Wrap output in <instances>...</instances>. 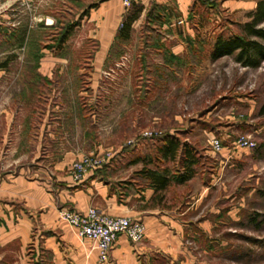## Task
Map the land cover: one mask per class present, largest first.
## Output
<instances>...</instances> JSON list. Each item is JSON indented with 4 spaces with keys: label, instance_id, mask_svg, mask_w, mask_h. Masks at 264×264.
Wrapping results in <instances>:
<instances>
[{
    "label": "rangeland",
    "instance_id": "1",
    "mask_svg": "<svg viewBox=\"0 0 264 264\" xmlns=\"http://www.w3.org/2000/svg\"><path fill=\"white\" fill-rule=\"evenodd\" d=\"M87 2L0 0V190L42 185L50 163L75 147L106 159L130 152L125 162L143 156L155 167L153 136L179 131L201 157L192 178L168 187L175 213L159 236L176 249L160 263L264 264V59L252 67L211 58L216 35L239 32L247 12L199 0L195 45L152 30L145 14L129 38L102 44L81 19ZM166 165L177 166L157 167Z\"/></svg>",
    "mask_w": 264,
    "mask_h": 264
},
{
    "label": "crops",
    "instance_id": "2",
    "mask_svg": "<svg viewBox=\"0 0 264 264\" xmlns=\"http://www.w3.org/2000/svg\"><path fill=\"white\" fill-rule=\"evenodd\" d=\"M156 1L166 5L168 18L160 27L162 32L169 34V39L176 38L187 44V36L196 38L199 0H142L143 11L132 22L133 27ZM257 1L219 0V4L227 13L246 11L247 19ZM88 2L96 4L85 16L88 23L92 21L97 26L102 44H110L128 9L123 7L121 0ZM219 31L221 29L216 32ZM125 153L130 152H123L122 159H118L119 155L117 159L107 156L101 167L90 170L82 180H75L70 166L83 153L80 147L67 149L45 170L42 185L32 180L21 188L18 178L17 184L11 183L10 190H0V196L9 197L5 202L0 198V264H161L157 255L176 249L159 236L164 232L160 227L161 219L173 217L175 213L173 206L167 205L171 202L167 200L168 188L159 196L149 179L140 172L145 164L135 166V162L142 159L125 162ZM91 205L105 214L142 219L147 228L145 237L133 242L126 234H121L113 243L109 260L100 262L96 242L81 238L59 216L62 209L84 211ZM185 263L190 264L181 262Z\"/></svg>",
    "mask_w": 264,
    "mask_h": 264
},
{
    "label": "trees",
    "instance_id": "3",
    "mask_svg": "<svg viewBox=\"0 0 264 264\" xmlns=\"http://www.w3.org/2000/svg\"><path fill=\"white\" fill-rule=\"evenodd\" d=\"M206 6H208L207 0H201ZM95 3L88 2L84 6L81 14V19L87 16L90 12V8L95 6ZM218 5V3L213 4ZM157 7H159L158 10ZM166 5L160 2H153L145 12V24L150 26L152 30L156 31L168 18V14L165 9ZM143 5H138L137 2L131 4L128 7V12L124 16L121 27L117 34L120 38H129L130 31L132 29V22L138 19L142 13ZM222 15L224 20H232L231 17H226L223 11ZM264 0H258L255 9L248 13V19L244 22H240L239 32H232L230 35L218 34L216 37V42L214 44L211 58L217 59L218 57L225 55H234L235 61L239 62L241 65H249L252 67H257L260 62L264 59ZM78 24V21L71 20L68 25H66L65 30L61 33L58 38L57 47L62 48L65 41L70 36L73 31L74 26ZM231 24V23H230ZM230 24H228L230 26ZM196 38L190 36L186 37V42L191 44H197L200 41L198 35ZM263 39V40H261ZM260 113H264V101L261 105ZM182 132H170L165 131L157 134L154 140L157 141L154 149V159L155 167L147 166V162L150 159L143 156L140 157L145 162V165L140 169V172L149 179L150 184H152L159 194L163 189L169 187L173 181L175 182H185L192 178L196 172V164L199 163L200 153L194 144L189 142L187 139H182L180 134ZM157 136V137H156ZM156 159V160H155ZM160 162H176L174 170L164 166L159 169Z\"/></svg>",
    "mask_w": 264,
    "mask_h": 264
},
{
    "label": "built area",
    "instance_id": "4",
    "mask_svg": "<svg viewBox=\"0 0 264 264\" xmlns=\"http://www.w3.org/2000/svg\"><path fill=\"white\" fill-rule=\"evenodd\" d=\"M125 9L141 0H121ZM152 135V131L144 135ZM239 143L244 146L254 145L250 139L241 138ZM106 157L97 153H84L72 162L70 172L75 180H82L90 170L101 167ZM59 216L63 218L81 238L94 240L98 246V259L104 263L109 260L110 250L115 240L121 235L133 242L142 240L147 232L144 221L127 215H111L101 212L96 206L91 205L84 211L62 209Z\"/></svg>",
    "mask_w": 264,
    "mask_h": 264
}]
</instances>
